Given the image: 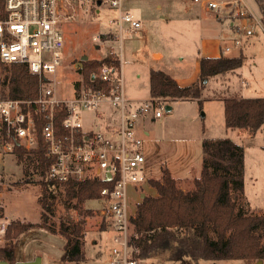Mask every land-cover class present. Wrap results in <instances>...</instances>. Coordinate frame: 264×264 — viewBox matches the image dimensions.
Masks as SVG:
<instances>
[{"label":"rangeland","instance_id":"obj_1","mask_svg":"<svg viewBox=\"0 0 264 264\" xmlns=\"http://www.w3.org/2000/svg\"><path fill=\"white\" fill-rule=\"evenodd\" d=\"M246 1L259 16L256 2ZM159 4L161 5L158 6ZM123 10L141 20L142 26L138 30L124 31L120 36L119 24L116 21L111 22L118 17L119 9L105 4L98 12L88 5L79 6L75 17L62 25L64 35L62 64L56 74L57 89L60 93H72V81L79 78L77 63L81 61L82 55L87 54L88 59H100L106 54H111L109 50L120 52V71L123 75L125 94L129 99L145 100L150 97L149 69L162 64L163 61L172 66L180 65L187 70V79H183L184 83L199 81L200 66L196 58L199 54L201 37L218 32L219 26L216 25L212 29V23H218L219 12L204 10L193 0H124ZM224 29L227 33V37H223L222 40L225 46L234 45L236 37L245 39L242 32L231 29L228 24H224ZM108 31L117 34L119 40L113 42L96 40V37ZM118 44H122V55ZM154 49L163 52L161 60H155ZM237 51L232 50L227 54L232 55ZM180 55H185L182 62ZM243 67L239 68L238 74H233L232 71L226 72V78L212 77L203 90L202 103L192 98L168 100L161 117L153 119L152 114L138 115L136 120L139 128L150 131V135H143V151L149 161L146 168L149 177L162 179L163 167L168 166L184 189L194 187V180L200 174L203 138L234 136L238 142L243 140L248 148L244 186L243 192L235 191V198L238 207L246 213L261 214L264 213V126L256 135L254 134L255 136L253 135L255 140L246 139L244 136L246 128L226 127L223 101L210 98L214 91L227 96L229 95L227 88L240 91L242 79L247 78L245 72L242 74V79L239 75L248 66L245 64ZM260 67L264 69L263 59ZM6 73L8 70L0 64V98L8 97L3 95V92H7V88L3 85ZM247 80L250 86L246 92L253 90L254 86L264 88V72L260 74L257 83ZM168 106L171 108L167 109ZM99 111L104 112L103 124L112 120L110 114L114 110L110 104L104 103ZM83 114L84 127L91 126V123H94L95 112L87 110ZM97 122L93 127L102 128V123ZM254 142L258 144L254 145ZM24 175L23 164L18 162L16 154L12 151H2L0 153V191L3 193L1 215L8 221L20 220L34 224L13 240L14 261L31 260L40 255L43 264H107L112 250L114 230L110 225L103 229L105 217L102 211V199L93 198L84 202L83 207L93 212L81 214L77 209L65 207V193L63 187H60L58 196L52 199V211H45L40 199L42 195L40 176L35 174L32 181L22 182ZM141 193L156 194V190L150 183L144 184L141 192L135 194L134 199L132 198L135 213L142 199ZM45 212L48 223L55 227V232L43 226ZM66 215L72 216L83 227V249L86 257L84 260H63L65 237L59 233V227L61 218ZM132 228L134 230V225ZM261 233L264 237V230ZM211 235H215L213 231ZM5 243L4 235L0 238V246ZM167 255L168 253H164L152 260H140L139 263L158 264ZM187 261L189 264H251L244 259ZM256 262L264 264V259ZM166 264H187V262L167 261Z\"/></svg>","mask_w":264,"mask_h":264},{"label":"built area","instance_id":"obj_2","mask_svg":"<svg viewBox=\"0 0 264 264\" xmlns=\"http://www.w3.org/2000/svg\"><path fill=\"white\" fill-rule=\"evenodd\" d=\"M193 1L206 10H229L240 20L245 19L244 23L238 24V30L244 35H253L257 27L264 30L261 16L253 12L246 0ZM123 2L0 0V61L6 64L24 63L39 80L38 94L33 99L0 98V123L3 126L0 127V153L12 151L16 144L26 148L36 147L40 124L46 152L53 159L49 168L52 178L67 182L97 177L113 185L103 187L100 197L104 217L114 230L107 264H140L139 259L133 256V250L137 249L130 243L134 234L132 219L136 216L132 200L150 177L146 171L149 161L143 151L144 140L136 116L152 114L154 118H159L163 115L164 105L172 98L129 99L120 68L106 63L92 78L98 80V86L88 84L79 72V78L72 81L70 94L59 92L56 77L62 64V25L75 17L78 7L88 5L97 12L104 4L118 8L119 15L111 22L119 24L121 36L124 30L131 32L142 26L140 19L123 10ZM125 23L128 25L125 26ZM96 40L113 42L119 38L108 31ZM242 42L241 38H236L234 45L225 46L222 53L232 51ZM118 46L122 55V44ZM109 52L120 59V52ZM104 103L110 104L114 110L110 114L112 120L106 124H103L104 112L99 111ZM87 110L95 112L102 128H94V123L84 127L83 113ZM2 206L3 193L0 191V238L6 234L9 223L1 215Z\"/></svg>","mask_w":264,"mask_h":264},{"label":"trees","instance_id":"obj_3","mask_svg":"<svg viewBox=\"0 0 264 264\" xmlns=\"http://www.w3.org/2000/svg\"><path fill=\"white\" fill-rule=\"evenodd\" d=\"M264 24V0H255ZM245 60L243 54L227 56H205L200 58V79L188 85L178 81L161 69L150 71V94L152 97L174 99H198L208 81L217 75L240 68ZM120 68V59L106 54L100 59L83 61L78 70L88 84L98 86L96 74L102 64ZM8 70L3 85L7 92L4 96L33 99L38 94V76L31 73L24 63L6 64ZM225 125L227 128H246L256 132L264 126V97L244 98L227 97L224 99ZM60 122V120H59ZM0 127L3 128L0 123ZM203 160L201 174L194 180V187L184 189L172 175L168 166L163 167L162 179L149 178L156 194H147L137 205L136 216L130 243L133 256L140 260H152L168 253L158 264L187 262L202 259H244L248 263L264 259V213L248 214L238 207L235 191L243 192L245 177V149L229 137H206L202 140ZM13 153L23 164L22 182L40 176L44 210L52 211V199L58 196L63 187L65 207L77 209L81 214L93 211L83 207L89 199L101 197L105 186L113 185L108 180L97 177L85 180L60 182L49 175L53 161L46 152L42 139L41 125L38 127V144L26 148L16 144ZM38 181V180H37ZM74 199H76L74 201ZM49 200V203H48ZM31 222L12 220L8 223L5 234L6 243L0 246V259L14 261L13 240L33 227ZM43 226L55 232V227L48 223L46 212L43 214ZM105 218L103 229H106ZM214 232V236L211 235ZM59 233L65 237L63 260H84L83 227L72 216L61 218Z\"/></svg>","mask_w":264,"mask_h":264},{"label":"crops","instance_id":"obj_4","mask_svg":"<svg viewBox=\"0 0 264 264\" xmlns=\"http://www.w3.org/2000/svg\"><path fill=\"white\" fill-rule=\"evenodd\" d=\"M160 5L161 4H159L158 6H160ZM257 7H258V5H257ZM202 9H204V8H202ZM204 10H206V9H204ZM258 10H259V8H258ZM217 19L219 21H218V23H214V22L212 23V27H213L212 29H214V27L217 25V26H219L218 32L215 34H212V35H204L201 37L200 47L198 49L199 54L197 55V58H196L198 60L199 66H200V58L203 55H205V56H218V55L222 54V51L225 47V45L223 43L224 41H222V40H224V38L227 37L226 30L224 29V24H228V26H230L231 29H237L238 30V24H240L241 22L242 23L245 22V19L240 20L239 18L235 17V15L229 10L219 12ZM226 20H228V21L226 22ZM229 30H230V28H229ZM124 31H126V30H124ZM239 32H241V31H239ZM244 36H245V39H243L241 37H236V38H241L243 41L239 47H235L233 49V50H238L237 53L232 54V55L225 53V55L234 56V55L243 54L245 56L244 63L241 67L244 68L243 66H245V64H247L248 67H246L247 69L245 71L242 70L241 73H239V75L242 79V74H244V72H245V75L247 78H243L245 80L242 79V81H241L242 86L240 88V91L239 90L238 91L237 90H230L231 88H227L228 93H229L228 96L221 93V92H217V91H214L212 93L210 98L221 99L223 101V104H224V99L227 97H244V98L264 97V88H262V87L260 88L258 86H254L253 90H251L250 92H246L250 86L249 81L247 79H250L252 82L257 83V82H259L258 80H259L260 74H262L264 72V69H261V67H260L261 59L264 60V30L262 28L258 27V30H255V33L253 35H250V36L244 35ZM227 45H229V44H227ZM153 55L156 58L155 60H157V61H159L163 58V52L161 50L154 49ZM184 57H185V55H180L181 62L185 59ZM167 58H169V57L167 56ZM246 61H247V63H246ZM151 69L164 70L167 73H169L171 76H173L178 81L179 84L188 85L187 83L183 82L184 81L183 79H187L186 78L187 70H185L180 65L179 66L178 65L172 66L171 64L167 63L166 61H163L162 64H158V66L151 67L149 69V87H150V71H151ZM238 71H239V68L232 71V72H233V74H238ZM215 77L216 78L217 77L218 78H222V77L226 78L227 75L225 73V74L217 75ZM190 84H192V83H190ZM151 97L152 96L150 94L149 98H151ZM146 99H148V98H146ZM138 100H140V99H138ZM224 115H225V112H224ZM152 118L155 119L154 117H152ZM97 121H98V118L95 114L93 122L95 124H97ZM137 126H138V122H137ZM138 129L142 135H145V136L150 135L149 130L141 129V128H139V126H138ZM246 130L247 131H245L246 133L244 134V136L246 137V139H252V141H253V139L255 138L254 136L256 135V133L260 129L257 130L256 132H252L248 129H246ZM224 137H227V136H224ZM209 138H214V137H209ZM229 138H231L236 143L242 144L244 146L245 163H246V157L248 156V148H247L245 142L243 140H242V142H238L234 138V136H229ZM256 144H258V143L254 142V145H256ZM200 174H201V171H200ZM200 174H198L197 176L199 177ZM141 196H142V193H141ZM257 263L258 262H254L252 264H257Z\"/></svg>","mask_w":264,"mask_h":264},{"label":"water","instance_id":"obj_5","mask_svg":"<svg viewBox=\"0 0 264 264\" xmlns=\"http://www.w3.org/2000/svg\"><path fill=\"white\" fill-rule=\"evenodd\" d=\"M89 56L87 54L82 55L81 61L77 63V67H82L83 66V60L88 59ZM95 77V74L92 75V78ZM171 106H168L167 109H170ZM108 178L110 177V174L107 176ZM145 196V193L142 194V197ZM0 264H43L42 263V257L40 255L36 256L34 259L31 260H24V261H9L7 259H0Z\"/></svg>","mask_w":264,"mask_h":264}]
</instances>
